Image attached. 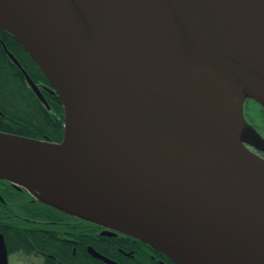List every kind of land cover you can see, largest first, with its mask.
I'll return each instance as SVG.
<instances>
[{"label":"water","instance_id":"water-1","mask_svg":"<svg viewBox=\"0 0 264 264\" xmlns=\"http://www.w3.org/2000/svg\"><path fill=\"white\" fill-rule=\"evenodd\" d=\"M114 1L0 0V28L35 60L64 109V136L58 142L0 130V178L42 202L142 240L178 264H264V199L250 200V186L246 198L237 199L231 190L201 184L159 162L109 116L121 112L95 62L98 43L108 41L126 69L129 102L156 133L194 150L210 144L264 186V156L254 150L264 151V136L245 115L247 99L263 110L264 100L241 95L239 115L250 130L243 137L212 98L180 80L204 63L232 81L218 0H157L168 11L167 37L158 54L144 56L141 84L130 56V30L149 24L141 15L118 13ZM222 1L244 23L234 0ZM9 56L48 105L40 86L11 51ZM248 61L264 78V57L251 50ZM0 264H8L2 235Z\"/></svg>","mask_w":264,"mask_h":264},{"label":"bare ground","instance_id":"bare-ground-1","mask_svg":"<svg viewBox=\"0 0 264 264\" xmlns=\"http://www.w3.org/2000/svg\"><path fill=\"white\" fill-rule=\"evenodd\" d=\"M234 2L244 16V23L224 6L222 0H218L228 43L232 81L229 78H220L218 68L204 63L196 64L191 70L183 73L180 80L193 84L194 90L204 97L212 98L226 113L237 131L246 137L250 130L239 115L241 95H255L264 100V78L248 61L251 50L264 57V4L256 0ZM113 7L118 13L125 11L135 17L141 15L149 24L147 29L130 30V56L135 66L136 81L141 84L144 78L142 73L144 56L149 55L148 53L158 54L166 40L168 11L157 0H115ZM122 29L124 28L118 27L116 30L120 32ZM95 62L99 78L110 92L114 107L121 112V117L108 113L109 116L115 118L120 126L125 128L124 130L146 146L159 162L201 184L231 190L237 199H245L246 189L250 186L256 190L249 193L250 200L263 201L264 186L259 180L249 175L246 168L238 165L236 161L222 157L217 151L214 152V146L208 144L194 150L183 140L171 139L156 133L154 127L145 121L147 118L142 110L135 103L129 102L123 87L128 84L126 69L109 49L108 41L98 43ZM196 140L204 143L199 138ZM44 194L48 195L46 192Z\"/></svg>","mask_w":264,"mask_h":264},{"label":"trees","instance_id":"trees-1","mask_svg":"<svg viewBox=\"0 0 264 264\" xmlns=\"http://www.w3.org/2000/svg\"><path fill=\"white\" fill-rule=\"evenodd\" d=\"M1 39L40 86L48 105L31 88L22 70L7 55L0 41V130L50 141H61L64 136V109L58 95L51 91V85L43 71L13 35L0 28ZM256 114H258L259 131L264 136V111H258ZM6 198L9 202L0 212L11 214L14 220L17 216L21 217L19 221L27 218L29 222L27 228H23L21 224L17 227V237L11 240V244L25 242L29 254L43 251L46 254L68 257L71 264H106L89 254L86 245L91 244L101 252L121 261L122 264H137L135 258L125 256L118 249L121 247L125 251H130L134 248L132 244L122 236L96 234L99 229L98 223L75 217L78 221L75 225L65 226L67 220L57 217L56 214L61 216L71 214L39 201L28 190L18 191L11 187L7 190ZM39 220L50 223L55 220L56 223L52 226L44 223L46 228H41ZM89 226L92 232L87 234L86 231H90ZM63 229L74 232L72 237L75 238V243L57 237ZM73 246H76L74 255H72ZM47 257V264L54 262L53 257L49 255Z\"/></svg>","mask_w":264,"mask_h":264},{"label":"flooded vegetation","instance_id":"flooded-vegetation-1","mask_svg":"<svg viewBox=\"0 0 264 264\" xmlns=\"http://www.w3.org/2000/svg\"><path fill=\"white\" fill-rule=\"evenodd\" d=\"M0 41L4 45V47L7 51V55H9L10 50L7 49V47L4 43V40L1 39ZM254 150H256L259 154L264 156V152L257 150V149H254ZM11 187L18 190V191H26L27 190L24 187H20V188L16 187L11 182H7V180L0 178V210L2 207H4L5 204H7L9 202L6 198V193H7V190H9ZM66 213H68V212H66ZM56 216L62 217L63 219L67 220V222H66L67 225H65V226L75 225L78 222L77 219L75 218L78 216L73 215V214L64 215V216L56 214ZM16 218L17 219L14 220L15 218H13L11 214H5L4 212H0V235L3 236L5 244H6L8 264H47L46 258H48L47 257L48 255L50 257H53V259H54V262H52L51 264H71L72 263L68 257L67 258L69 260L66 257L63 258L62 256H60L58 254H55V255L46 254L43 251H41L40 253L37 252V253L29 254L28 250H27L28 245L23 241H19V243H17L16 245L11 244V240L14 239L15 237H17V231H16L17 227L21 224V226L23 228H27L28 224H29L27 218H24V219L22 218L21 221H19L21 218L20 216H17ZM31 221L33 223H35L34 220H31ZM44 223H46V225H48V226H52L56 223V221L55 220L51 221V223L40 221L41 228H46L43 225ZM85 224L87 225L88 223H85ZM88 228L90 231H86L87 234L92 232L91 226H89ZM50 229H53L54 231H56L54 228H50ZM72 234H74L73 231L68 230V229H63L62 232H59L57 234V237L64 240V241L75 243L76 240L74 237H72ZM96 234L102 235V236H112V237L122 236L125 239H127L132 244V247H134V248L130 251H125L121 247H119L118 249L125 256L135 258L137 264H178L176 261H174L173 259L168 257L165 253H163L162 251H160V250L154 248L153 246L147 244L146 242H143L142 240H139L137 238H134V237L129 236L127 234H124L122 232H117V231H114L112 229H108L107 227H105L103 225L99 224V229L96 231ZM90 248H94L96 251H98L99 253L103 254L104 256L116 261L118 264H122L121 261L101 252L95 246H93L91 244H87L86 250L94 258L101 260L106 264H109L106 261L95 257L92 254V252L90 251ZM75 252H76V246H73L72 255H74Z\"/></svg>","mask_w":264,"mask_h":264},{"label":"rangeland","instance_id":"rangeland-1","mask_svg":"<svg viewBox=\"0 0 264 264\" xmlns=\"http://www.w3.org/2000/svg\"><path fill=\"white\" fill-rule=\"evenodd\" d=\"M253 102L250 99H247L245 102V114L246 116L250 117L252 121V125L254 126L255 129H257V126L259 128V125L257 123V115L256 114L260 109H262L261 106L257 105L253 107ZM260 129V128H259ZM264 152V151H262Z\"/></svg>","mask_w":264,"mask_h":264},{"label":"crops","instance_id":"crops-1","mask_svg":"<svg viewBox=\"0 0 264 264\" xmlns=\"http://www.w3.org/2000/svg\"><path fill=\"white\" fill-rule=\"evenodd\" d=\"M252 102H253V104H252L253 106L258 105V103L256 101L252 100Z\"/></svg>","mask_w":264,"mask_h":264}]
</instances>
